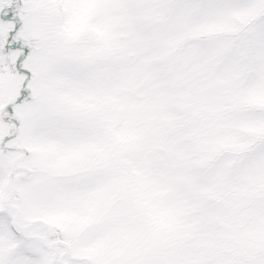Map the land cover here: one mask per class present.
<instances>
[{
  "label": "snow or ice",
  "instance_id": "snow-or-ice-1",
  "mask_svg": "<svg viewBox=\"0 0 264 264\" xmlns=\"http://www.w3.org/2000/svg\"><path fill=\"white\" fill-rule=\"evenodd\" d=\"M0 264H264V0H0Z\"/></svg>",
  "mask_w": 264,
  "mask_h": 264
}]
</instances>
